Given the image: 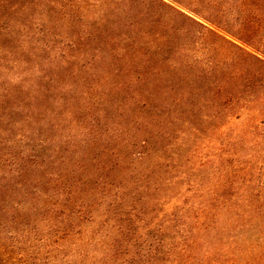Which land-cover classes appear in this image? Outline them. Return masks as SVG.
Returning a JSON list of instances; mask_svg holds the SVG:
<instances>
[{
  "label": "trees",
  "instance_id": "trees-1",
  "mask_svg": "<svg viewBox=\"0 0 264 264\" xmlns=\"http://www.w3.org/2000/svg\"><path fill=\"white\" fill-rule=\"evenodd\" d=\"M262 91L264 0H0V264H264V189L184 188L170 143Z\"/></svg>",
  "mask_w": 264,
  "mask_h": 264
},
{
  "label": "rangeland",
  "instance_id": "rangeland-1",
  "mask_svg": "<svg viewBox=\"0 0 264 264\" xmlns=\"http://www.w3.org/2000/svg\"><path fill=\"white\" fill-rule=\"evenodd\" d=\"M39 17L38 14L32 15V19ZM25 19L28 21L26 23L22 21L21 25H17V28L18 31H22V34L28 35L35 30L36 24L31 21V16H25ZM52 27L51 24H44L46 34L35 36L33 42H30V47L34 48L33 43L35 42L43 45L48 44V46L55 44L56 38L52 39L51 31H56L58 34L64 31V39L67 38V33L70 32L74 36L72 42L79 40L80 30L77 26L70 29L63 27L61 30ZM120 41L115 39L117 44ZM85 42L91 48L96 45L93 42ZM11 45L15 46L14 43H11ZM195 50L199 51L198 47ZM208 52V50H200L196 54L199 55L200 65H208L210 63L208 61L212 60L213 62L217 61V65L220 66L226 63V56L240 58L235 51L229 52L221 46L216 48V53ZM21 58L28 63L33 61L30 55L25 54ZM242 59L245 60V58ZM244 60L241 61L244 62ZM252 70L254 69L252 68ZM257 95L255 97L243 96V99L230 103L226 99L228 95L221 94L219 101L209 105L211 108H203L201 104L198 105V109L202 108L201 112L207 116L204 121L200 118L197 120L193 115L189 125H186L183 120L178 122L176 133L170 143L174 144L173 157L176 160L174 163V176L182 178L184 188L199 190H210L217 187L230 188L231 190L264 189V92H259ZM256 98L261 100L260 104L257 108L247 110V104ZM214 105H217V107ZM90 116L96 118L97 115L94 110L89 113ZM78 118L82 122H89L80 114H78ZM258 122H263V124L258 125L259 132L252 137L250 136L251 126ZM155 147L159 148L158 145Z\"/></svg>",
  "mask_w": 264,
  "mask_h": 264
}]
</instances>
